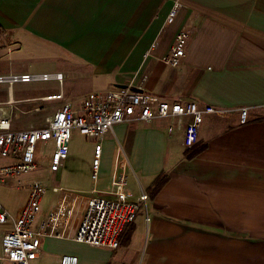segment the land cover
Returning <instances> with one entry per match:
<instances>
[{
    "label": "crops",
    "instance_id": "obj_1",
    "mask_svg": "<svg viewBox=\"0 0 264 264\" xmlns=\"http://www.w3.org/2000/svg\"><path fill=\"white\" fill-rule=\"evenodd\" d=\"M176 1L178 13L167 25ZM182 29L190 38L173 67L163 57ZM0 32L19 39L15 43L21 37L54 49L47 58L65 66L42 72L63 74L62 81L49 80L59 83L58 91L17 94L9 83L0 102L13 100L14 122L43 113L37 121L45 125L64 103L78 110L89 91L116 84L224 109L205 115L197 145L204 148L192 158L183 147L184 117L114 125L103 140L96 183L93 142L75 130L68 159L49 169L52 181L108 197L122 147L132 167L127 189L134 199L149 193L151 219L142 208L117 249L45 236L38 258L48 250L55 264L65 254L78 256L80 264H264V0H0ZM14 71L7 74L29 73ZM50 94L60 96L40 100ZM241 106L250 108L246 123L234 110ZM164 171L168 181L151 195L150 185ZM40 179L49 189L57 186ZM56 199L42 206L39 222Z\"/></svg>",
    "mask_w": 264,
    "mask_h": 264
},
{
    "label": "built area",
    "instance_id": "obj_2",
    "mask_svg": "<svg viewBox=\"0 0 264 264\" xmlns=\"http://www.w3.org/2000/svg\"><path fill=\"white\" fill-rule=\"evenodd\" d=\"M180 2L176 1L166 24L174 22ZM190 32L180 30L175 37L169 53L163 62L177 67L186 53ZM62 81V73L7 74L0 75V83L31 81ZM59 94L44 95L40 100L58 98ZM13 100L0 102V156L10 162L0 166V184L10 183L12 178L28 174L38 168V148L51 141L54 149L51 154L50 169L57 171L68 159L71 140L75 130L93 142L91 180L99 179L103 140L113 130L114 125L132 120L151 121L156 118L184 117V149L191 150L199 142L201 126L206 114H219L224 111L212 105H200L197 101H170L144 90L131 87H113L108 90H91L82 99L80 109L72 102L64 103L61 108L47 119L43 126L30 125L25 129H14V117L8 106ZM240 123H246L250 110L239 109ZM170 131L173 126H170ZM132 167L128 156L119 147L111 179L109 196H96L75 191L64 186H53L51 190L58 195L55 205L46 218L35 224L42 208L44 195L49 187L39 179L14 184L27 188V197L17 213H12L0 202V225L4 226L0 236V260L13 264H30L38 257L42 239L45 236L75 239L98 248L117 249L120 236L125 227L134 223L142 208L146 221L149 193L142 191L134 199L128 191ZM10 180V181H9ZM59 264H80L78 256L65 254Z\"/></svg>",
    "mask_w": 264,
    "mask_h": 264
},
{
    "label": "rangeland",
    "instance_id": "obj_3",
    "mask_svg": "<svg viewBox=\"0 0 264 264\" xmlns=\"http://www.w3.org/2000/svg\"><path fill=\"white\" fill-rule=\"evenodd\" d=\"M18 40L19 39H17L16 37H12V35L8 37V35L2 34L0 32V74L7 75V73L13 72L14 70H17L14 72H21V70H26L27 72H29V74H38L42 72L55 71L65 67L61 61H56L47 58V55L55 54L54 49H47L43 46L33 45L31 43H29L31 44L29 45L27 39H26L27 41L26 43V41L21 39V37L19 43H15L18 42ZM15 58H19L21 59V61L14 62L13 60ZM25 58H27V60ZM8 85L9 82L0 84V97H2V94L6 93L5 89L8 88ZM11 85L14 86L17 94L18 93L40 94L46 91L52 92L59 90V83L56 81H31V82H16V83L14 82ZM241 107H248V106H241ZM241 107L234 109L238 111L239 117H240L239 109ZM263 113H264V107H263ZM41 114L43 113L22 114V117L14 122V126L16 127V125H18L20 128L24 129V128H28L30 125H35V126H39V124L43 125L45 123L44 119L43 122L37 121V117L41 116ZM15 116L17 115L15 114ZM40 120L42 119L40 118ZM75 134L76 133H73L71 145H72V141H74ZM196 148L197 146L191 150L193 151ZM53 149H54L53 143H48L47 145L38 148L37 159L39 165L36 170L28 174H23L19 177L11 179V181L9 180L10 183L8 184H0V202L12 213H15L18 207L21 205V203L25 202L24 200L26 199L27 196V188L25 186H16L14 184L16 180L19 179L22 182H26L29 180H34V179L41 180L40 178H45L48 180V183L51 184V186L52 185L63 186L60 185L58 181H52L50 177L49 169H50L51 154L53 152ZM9 162H10L9 158L0 156V166L6 165ZM51 188L52 187H50V189L47 191V193L44 195L43 198L42 206L45 208H48L50 205H52V203L56 199V193H54L51 190ZM43 212L39 213L35 224L39 222L40 215L43 214ZM2 228H4V226L0 225V236H1ZM50 255L54 256V254H51L48 250H46V254L44 256L40 258L36 257L32 259L30 261V264H55L54 258H52V260L49 261ZM0 264H8V263H4L0 261Z\"/></svg>",
    "mask_w": 264,
    "mask_h": 264
},
{
    "label": "trees",
    "instance_id": "obj_4",
    "mask_svg": "<svg viewBox=\"0 0 264 264\" xmlns=\"http://www.w3.org/2000/svg\"><path fill=\"white\" fill-rule=\"evenodd\" d=\"M203 147L200 148H196L193 151H191L188 154L189 158L194 157L195 155H197L202 149ZM169 179V174L167 172H161L153 181V183L150 185L149 190H150V194L151 195H155L158 193V191L164 186V184L168 181Z\"/></svg>",
    "mask_w": 264,
    "mask_h": 264
},
{
    "label": "water",
    "instance_id": "obj_5",
    "mask_svg": "<svg viewBox=\"0 0 264 264\" xmlns=\"http://www.w3.org/2000/svg\"><path fill=\"white\" fill-rule=\"evenodd\" d=\"M116 87L126 88V87H128V85H126V84H116ZM134 90H137V89H134Z\"/></svg>",
    "mask_w": 264,
    "mask_h": 264
}]
</instances>
